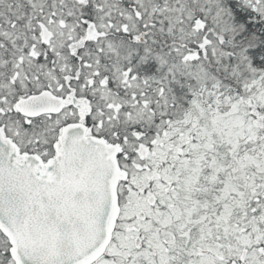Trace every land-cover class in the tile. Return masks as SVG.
Instances as JSON below:
<instances>
[{
	"label": "snow or ice",
	"instance_id": "obj_1",
	"mask_svg": "<svg viewBox=\"0 0 264 264\" xmlns=\"http://www.w3.org/2000/svg\"><path fill=\"white\" fill-rule=\"evenodd\" d=\"M0 264H264V0H0Z\"/></svg>",
	"mask_w": 264,
	"mask_h": 264
}]
</instances>
